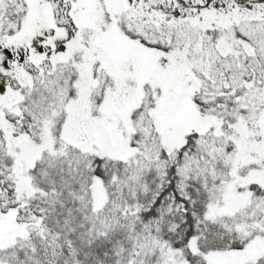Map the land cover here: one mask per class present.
Masks as SVG:
<instances>
[{"label":"snow or ice","instance_id":"6c2138e0","mask_svg":"<svg viewBox=\"0 0 264 264\" xmlns=\"http://www.w3.org/2000/svg\"><path fill=\"white\" fill-rule=\"evenodd\" d=\"M0 264H264V0H0Z\"/></svg>","mask_w":264,"mask_h":264}]
</instances>
